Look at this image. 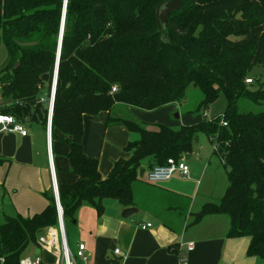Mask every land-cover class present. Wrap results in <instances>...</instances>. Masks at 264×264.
<instances>
[{"label":"trees","instance_id":"obj_1","mask_svg":"<svg viewBox=\"0 0 264 264\" xmlns=\"http://www.w3.org/2000/svg\"><path fill=\"white\" fill-rule=\"evenodd\" d=\"M167 1L66 0L50 125L51 141L67 146L69 172L77 178L57 185L65 236L84 204L98 216L107 200L133 207V186L144 181L138 177L143 161L150 170L167 159L182 160L204 134L225 170L227 187L191 224L226 216V237H248L246 256L264 260V110L238 112L240 100L264 108V87L250 85L253 69L264 66V0H182L159 26L155 10ZM63 2L0 0V46L6 53L1 112L45 130L48 105L39 100L44 89L49 98L53 82ZM189 88L202 95L196 111L222 97L221 114L178 128L154 125L151 131L113 111L117 105L157 111L184 100ZM100 113H107L106 127L121 125L139 135L124 149L129 158L115 161L105 178L98 160L82 149V118ZM43 196L47 205L41 213L8 217L0 225L1 264H19L29 245L57 228L52 189Z\"/></svg>","mask_w":264,"mask_h":264},{"label":"crops","instance_id":"obj_2","mask_svg":"<svg viewBox=\"0 0 264 264\" xmlns=\"http://www.w3.org/2000/svg\"><path fill=\"white\" fill-rule=\"evenodd\" d=\"M168 107L170 105L157 112ZM113 111L124 116L118 106ZM131 111L134 117H139L136 118L138 122L153 131L156 123L154 111L145 114L141 110ZM161 117L166 118V115ZM106 119L107 113L82 118V149L85 155L98 160L102 178L108 175L115 161L129 158V153L124 151L128 143L139 140L134 141L133 138L139 135L124 126L106 127ZM182 123L178 127L193 124L190 121ZM24 126L27 130L25 137L17 133H0V223L8 217L28 218L41 213L47 205L43 193L53 191V180L56 186L73 184L77 180L69 172L67 146L61 141L52 142L40 125ZM185 158L182 160L186 164ZM143 169L145 173L149 171L147 161L143 163ZM208 172L209 167L205 180L204 177L201 180L191 176L190 169L188 178L174 174L156 185L144 180L150 187L139 185L148 196L147 201H139L136 195L139 187L134 184L133 208L137 213L128 219L121 217L126 208L113 200L104 202L101 216L91 206L82 205L75 213V222L66 225L65 237L70 253L74 254L81 243L89 257L86 264H181L182 252L185 264H264V260L246 256L250 243L248 237H226L227 217L210 215L191 224L192 214L206 203L203 196L206 186L213 183V175ZM189 243H193L191 251L186 250ZM29 246L21 260L39 258L42 264L52 261L51 256L37 245ZM115 250L119 251L118 255L114 254Z\"/></svg>","mask_w":264,"mask_h":264},{"label":"rangeland","instance_id":"obj_3","mask_svg":"<svg viewBox=\"0 0 264 264\" xmlns=\"http://www.w3.org/2000/svg\"><path fill=\"white\" fill-rule=\"evenodd\" d=\"M5 60H6L5 50L2 46H0V69L4 66ZM250 77L252 79V83L250 85H252L254 89L264 87V66L253 69V71L250 74ZM47 98L48 96H47L46 90L44 89L40 97V99L44 100L42 102L44 103V105L46 104L48 105ZM201 99H202V95L198 90H195L194 88H189L184 100H182L179 103L171 104L167 110H164L161 112L160 111L153 112V120L156 121L154 125H166L171 128H178V125L181 124L183 121H190L193 123L198 122L199 118L201 119L204 118V115H203L204 113L206 114L205 118L208 120L210 118H213L221 114L224 108V101L222 97L218 99L217 102H215L213 105L209 106L207 109L201 108L199 111H196ZM117 106L120 107L122 110V115H124L122 117L132 118L136 120L137 117L133 116V114L131 113L132 112L131 110H137V109L128 107L125 105H117ZM263 110L264 108L262 106L256 105L248 100H240L238 102V112L240 113L256 114V113L262 112ZM142 112L144 113L146 111H142ZM176 114L178 115L177 118L175 117ZM162 115H166V118L168 117V119L161 117ZM142 117L146 118L149 116H142ZM31 125L35 126L34 124H31ZM152 130L156 131V127L153 126ZM138 138L139 137L133 138V140L134 141L138 140ZM213 150H214V146L208 140V138L204 134H198L197 141L194 144L191 155L185 158V162L190 169L191 176L193 177L196 176L198 177V179L201 178V180L204 177V180H205L207 177L206 175H208V174H205L206 169H208V167H209L208 173H211V175H213L212 176L213 183L206 186L205 193L203 195L206 198L205 200L206 203L207 202L208 203H218V201L220 200V198L222 197L224 193V190L227 187V179H226L225 170L223 169L219 158L214 155ZM143 162L145 164L146 160ZM154 165H156L155 162H154ZM212 177L210 178L212 179ZM139 184H141L143 187H150V185H147L144 182H139L136 184V186L138 185L139 187L137 188L136 195L138 196L137 198H139V201H140L142 199H146L148 196H146L145 192L142 189H140ZM194 214H192V218ZM224 218H226V216ZM3 223L4 221H1L0 225ZM190 227H192V225L189 223L188 228ZM66 231H68L67 227H66ZM31 245L29 247L32 248L33 245L32 246ZM72 255L74 256L75 253Z\"/></svg>","mask_w":264,"mask_h":264},{"label":"built area","instance_id":"obj_4","mask_svg":"<svg viewBox=\"0 0 264 264\" xmlns=\"http://www.w3.org/2000/svg\"><path fill=\"white\" fill-rule=\"evenodd\" d=\"M246 84H250L251 80H245ZM116 89L112 88V92H115ZM44 100L40 99L39 102L42 103ZM53 101V82L51 85V90L48 99V117H47V127L46 132L48 138H50L51 131V121H50V112L52 108ZM2 101H0V133H17L21 137L27 135L26 127L23 123L19 122L13 115L5 114L1 112ZM206 116V115H204ZM223 127L226 126V123L221 122ZM51 162V160H50ZM174 174H179L182 178H188L189 176V167L184 163V161L179 160L175 161L173 159H167L166 163L161 166H155L144 174V180L150 185H156L163 183L170 179ZM51 175L53 176L52 170ZM56 183L52 184L53 190L55 189ZM54 194V193H53ZM61 208V207H60ZM57 215V228L47 229L42 235L37 239V246L43 252H46L51 256L52 261L47 264H86L88 262V255L84 244H78L75 255L73 256L67 246L65 232H61L62 228L60 227V221L62 219V213L56 207ZM63 221V219H62ZM64 226V225H63ZM64 231V229H63ZM193 248V243L187 245V251H191ZM114 254L118 255L119 251L115 250ZM184 253H180L181 264H185L183 258ZM19 264H42L41 259L36 258L34 260H20Z\"/></svg>","mask_w":264,"mask_h":264},{"label":"water","instance_id":"obj_5","mask_svg":"<svg viewBox=\"0 0 264 264\" xmlns=\"http://www.w3.org/2000/svg\"><path fill=\"white\" fill-rule=\"evenodd\" d=\"M182 5V0H169L165 2L164 4L159 5L155 10L156 19L159 26L165 25L169 15L175 11H177ZM65 6H66V0L63 2V9H62V18H61V26L59 31V37H58V46H57V52H56V62H55V68H54V75H53V100H54V94H55V86H56V79H57V71H58V63H59V55H60V48H61V37L63 33V23H64V16H65ZM52 109H53V101H52V108L50 112V121L52 116ZM175 117L177 118L178 115L176 114ZM145 173V169H140L138 177L143 178V175ZM55 183V181H54ZM54 193V199L55 204L58 210L60 211V214L62 213V209L60 208L59 200H58V192H57V186H55V189L53 190ZM137 213V209L133 207H129L124 209L121 212V217L124 219H128L132 217L134 214ZM60 227L62 228V233L64 232V226L63 221L61 219L60 221ZM1 264V261H0Z\"/></svg>","mask_w":264,"mask_h":264}]
</instances>
